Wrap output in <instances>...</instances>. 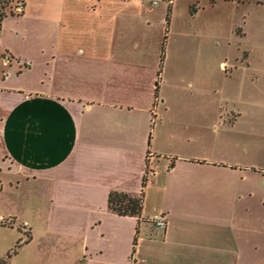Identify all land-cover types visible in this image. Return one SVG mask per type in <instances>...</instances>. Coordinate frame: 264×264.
Wrapping results in <instances>:
<instances>
[{
	"label": "crops",
	"instance_id": "1",
	"mask_svg": "<svg viewBox=\"0 0 264 264\" xmlns=\"http://www.w3.org/2000/svg\"><path fill=\"white\" fill-rule=\"evenodd\" d=\"M29 1L54 35L33 72V60L0 31L2 61L12 59L0 75V233L17 228L0 235V259L264 264V148L225 136L250 131L238 122L260 96L264 53L216 55L195 46L214 25L233 26L246 7L264 18V0H8L0 25L27 13ZM183 53L188 80L180 76ZM12 65L19 77L4 83ZM213 65L222 70L216 80ZM172 67L179 77L165 76ZM219 86L215 118L167 115L166 89L203 90L208 97L197 101L211 106ZM223 102L231 117L217 133ZM110 190L142 192L140 216L111 211ZM160 216L162 229L154 222Z\"/></svg>",
	"mask_w": 264,
	"mask_h": 264
},
{
	"label": "rangeland",
	"instance_id": "2",
	"mask_svg": "<svg viewBox=\"0 0 264 264\" xmlns=\"http://www.w3.org/2000/svg\"><path fill=\"white\" fill-rule=\"evenodd\" d=\"M7 6L8 2H6V0H0L1 11L6 12V10H8ZM27 8V13L22 16L8 15V17L3 19L2 24L0 25V31L2 41L8 42L14 50L23 52L17 54L28 56L33 60L32 68L34 72L38 70L40 62L43 61L44 56L48 54L40 53V51L42 47L48 45L49 40H51L49 36L54 35V26L45 24L44 17L39 16V14L41 15V9H37L38 7L34 6L32 7L30 1L28 2ZM245 11V14H237L236 12L234 13L236 17L233 20V26H223V28H220V26L214 25L212 27L210 35H208L209 39L207 37V40H204V38L200 37V35L198 34L199 36L195 40V46L198 49V53L199 51H202V53H214L216 55L218 53H243L244 48L247 50V53H264V18L261 14H258L253 7L251 9L246 7ZM34 12H38L39 14H37V16L36 14L35 16H33ZM246 19L247 22H244ZM239 27H242V30L244 32L243 35L238 32ZM182 55L185 58L179 59V68L181 71V75H176V70L174 67H172V74L167 71V73H165V76H168L170 79H172V77H179L180 75L181 79L188 80L190 76L188 68L190 67V65L189 63H187V55L184 53ZM213 58L215 60V56ZM9 60V63H11L12 59L10 57ZM225 60L226 69L228 70L229 68H232V58L228 56V58ZM9 63L6 64V62H3L2 56H0V75L4 73V70ZM13 65L8 66L6 76L4 77L5 80L3 81L4 83H11L15 79H18L19 76H17L16 70L14 68L15 66ZM213 67V79L216 80L215 72L218 71L221 73L222 70H215V65H213ZM222 68L224 69V66H222ZM196 75L199 78L204 77V73L201 72H198ZM224 91L225 90L221 89L219 86V89L216 92H213L214 101H212L211 106H209L208 103L206 104L204 101H197V99H204L205 97H208V95L205 94V91L203 90L198 92L190 91L189 88L182 90L166 89V93L169 94V107L166 111L167 115L179 114L180 112H187L189 114L196 113V115H209V113L212 112V116H214L215 118L217 110L216 102L218 101V98L224 96ZM237 92L238 90H235L232 93ZM245 93H247V90H245ZM257 93L260 96L253 106L254 111L252 113H250L249 111L246 112L248 108H250L248 107V105H239L246 113L243 114V117L239 120L238 126L239 128H250V131L247 132L245 130V133L241 134L240 136L231 132L227 133L225 136L226 138L228 136V140L230 141V143H238V145H244L246 147L253 146L264 148V80H261V85ZM237 99H239V97H237ZM230 104L231 103H229V105ZM222 105H224V113L220 117L216 118V123L220 126V130L217 133H221V126L223 125V122L230 120L231 117V114L229 113L230 107L229 109H227L225 107L227 106V104H225L224 102L222 103ZM160 112L161 109H159V113ZM154 118H156L155 115L151 116L152 124L154 123ZM252 132H260L261 135H252ZM205 140L206 138L204 134L197 139L200 146H203L205 144ZM210 140L212 139L210 138ZM198 144L195 143L194 146L196 147L198 146ZM13 229L14 231H12L11 233L9 231L0 233L1 237L8 238L9 236H14L17 232V228L14 227ZM160 229H162V227Z\"/></svg>",
	"mask_w": 264,
	"mask_h": 264
},
{
	"label": "trees",
	"instance_id": "3",
	"mask_svg": "<svg viewBox=\"0 0 264 264\" xmlns=\"http://www.w3.org/2000/svg\"><path fill=\"white\" fill-rule=\"evenodd\" d=\"M8 2V0H6ZM6 13L0 10V19ZM4 52H0V56H4ZM11 57V55H8ZM145 177L142 182L144 183ZM108 207L114 213L121 216L138 217L141 214L142 208V192L138 195L131 194L126 191L110 190L107 197ZM19 245V242H17ZM0 264H6V262L0 259Z\"/></svg>",
	"mask_w": 264,
	"mask_h": 264
},
{
	"label": "built area",
	"instance_id": "4",
	"mask_svg": "<svg viewBox=\"0 0 264 264\" xmlns=\"http://www.w3.org/2000/svg\"><path fill=\"white\" fill-rule=\"evenodd\" d=\"M153 2H156V1L153 0ZM15 8H16L15 10H17V7H15ZM2 59H3V57H2ZM3 60H4V59H3ZM0 220L2 221L3 218H1ZM154 222H155L156 226H158V227H163V226L165 225V217H164V216H160V217L156 218V219L154 220Z\"/></svg>",
	"mask_w": 264,
	"mask_h": 264
}]
</instances>
